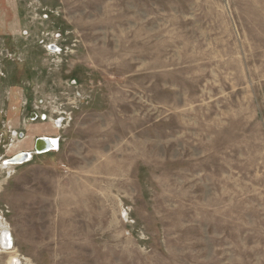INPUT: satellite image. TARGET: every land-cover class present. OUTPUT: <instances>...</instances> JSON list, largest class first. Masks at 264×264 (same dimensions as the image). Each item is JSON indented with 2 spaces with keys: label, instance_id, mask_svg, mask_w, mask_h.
<instances>
[{
  "label": "rangeland",
  "instance_id": "374dc122",
  "mask_svg": "<svg viewBox=\"0 0 264 264\" xmlns=\"http://www.w3.org/2000/svg\"><path fill=\"white\" fill-rule=\"evenodd\" d=\"M0 264H264V0H0Z\"/></svg>",
  "mask_w": 264,
  "mask_h": 264
},
{
  "label": "water",
  "instance_id": "95a60500",
  "mask_svg": "<svg viewBox=\"0 0 264 264\" xmlns=\"http://www.w3.org/2000/svg\"><path fill=\"white\" fill-rule=\"evenodd\" d=\"M58 141H59L58 137L57 138L56 137H46V136L39 137L35 141L34 151H24V152L15 154L13 157L6 160V164L21 165L23 163L31 161L33 159L34 154H43V153L49 152L54 149H59ZM55 142L57 143V145L54 144ZM4 238H7L6 235L3 236V243H4ZM8 240L9 238H7L6 240L7 244L5 246L6 247L9 246L10 248L12 244L10 243L11 240L9 242Z\"/></svg>",
  "mask_w": 264,
  "mask_h": 264
},
{
  "label": "bare ground",
  "instance_id": "6f19581e",
  "mask_svg": "<svg viewBox=\"0 0 264 264\" xmlns=\"http://www.w3.org/2000/svg\"><path fill=\"white\" fill-rule=\"evenodd\" d=\"M56 142H57V141H56ZM56 142L54 143L55 145H57ZM7 233H8V232H7ZM8 236H10V237H9V240H8V242H9V241L12 240V239H11V235H9V233H8ZM6 240H7V238H4V244H5V245L7 244V243H6ZM1 242H2V240H1ZM10 243L12 244V241H11Z\"/></svg>",
  "mask_w": 264,
  "mask_h": 264
},
{
  "label": "flooded vegetation",
  "instance_id": "af4514ba",
  "mask_svg": "<svg viewBox=\"0 0 264 264\" xmlns=\"http://www.w3.org/2000/svg\"><path fill=\"white\" fill-rule=\"evenodd\" d=\"M34 115L36 116V113Z\"/></svg>",
  "mask_w": 264,
  "mask_h": 264
}]
</instances>
